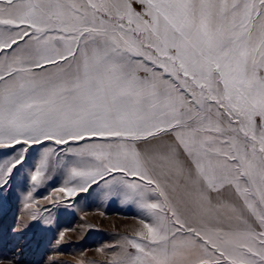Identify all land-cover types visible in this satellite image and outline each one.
<instances>
[{
  "label": "snow or ice",
  "instance_id": "snow-or-ice-1",
  "mask_svg": "<svg viewBox=\"0 0 264 264\" xmlns=\"http://www.w3.org/2000/svg\"><path fill=\"white\" fill-rule=\"evenodd\" d=\"M30 160L138 210L103 264H264V0H0V194Z\"/></svg>",
  "mask_w": 264,
  "mask_h": 264
},
{
  "label": "rangeland",
  "instance_id": "rangeland-1",
  "mask_svg": "<svg viewBox=\"0 0 264 264\" xmlns=\"http://www.w3.org/2000/svg\"><path fill=\"white\" fill-rule=\"evenodd\" d=\"M33 163L30 160L15 173L6 194H0L2 243L15 249L19 264H103L98 249L130 234L137 226L135 213L123 207L128 205L85 194L54 200L55 189L63 184L61 178L33 190L28 179V167ZM29 203L33 207H26ZM34 212L36 220H32ZM18 226L27 228L22 233L13 232Z\"/></svg>",
  "mask_w": 264,
  "mask_h": 264
},
{
  "label": "crops",
  "instance_id": "crops-1",
  "mask_svg": "<svg viewBox=\"0 0 264 264\" xmlns=\"http://www.w3.org/2000/svg\"><path fill=\"white\" fill-rule=\"evenodd\" d=\"M124 208H127V209H131V211L133 213H135V218L137 219V216H138V210L135 208V207H131V206H123Z\"/></svg>",
  "mask_w": 264,
  "mask_h": 264
}]
</instances>
